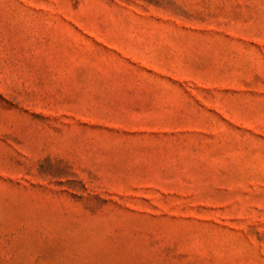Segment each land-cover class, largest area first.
<instances>
[{
    "label": "rangeland",
    "instance_id": "obj_1",
    "mask_svg": "<svg viewBox=\"0 0 264 264\" xmlns=\"http://www.w3.org/2000/svg\"><path fill=\"white\" fill-rule=\"evenodd\" d=\"M0 264H264V0H0Z\"/></svg>",
    "mask_w": 264,
    "mask_h": 264
}]
</instances>
